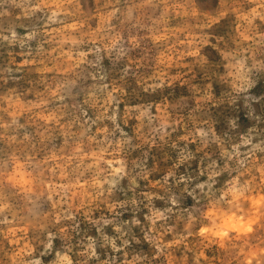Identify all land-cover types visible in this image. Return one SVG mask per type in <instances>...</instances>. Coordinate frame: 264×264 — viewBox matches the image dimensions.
I'll return each mask as SVG.
<instances>
[{
	"label": "rangeland",
	"instance_id": "rangeland-1",
	"mask_svg": "<svg viewBox=\"0 0 264 264\" xmlns=\"http://www.w3.org/2000/svg\"><path fill=\"white\" fill-rule=\"evenodd\" d=\"M262 5L0 0V264H264Z\"/></svg>",
	"mask_w": 264,
	"mask_h": 264
},
{
	"label": "clouds",
	"instance_id": "clouds-1",
	"mask_svg": "<svg viewBox=\"0 0 264 264\" xmlns=\"http://www.w3.org/2000/svg\"><path fill=\"white\" fill-rule=\"evenodd\" d=\"M262 6H264V5H262ZM198 187H200L201 189H203L204 185L201 184V185H198ZM174 202H175V201H173V203H174ZM35 264H40V262H39V261H36Z\"/></svg>",
	"mask_w": 264,
	"mask_h": 264
}]
</instances>
